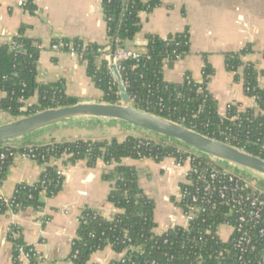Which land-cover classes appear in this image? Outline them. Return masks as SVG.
Instances as JSON below:
<instances>
[{
  "label": "trees",
  "instance_id": "obj_1",
  "mask_svg": "<svg viewBox=\"0 0 264 264\" xmlns=\"http://www.w3.org/2000/svg\"><path fill=\"white\" fill-rule=\"evenodd\" d=\"M100 2L109 40L112 42L117 38L125 46L140 29V13L152 12L161 5L162 0ZM21 7L29 13L37 9L34 0H23ZM25 29L26 26L21 25L12 37L15 47L12 48L10 43L0 44V92L5 93L0 98V111L14 119L77 102L75 97L65 93L63 79L49 83L35 80L38 56L43 46L39 40L26 37ZM52 45H58L59 51H75L79 61L85 64L91 82L103 92L102 101H120L117 85L113 83L106 63L98 60L100 45L65 37L51 39L50 48ZM143 48L138 59L131 58L121 63L123 69L120 75L127 82L126 91L134 107L264 160V88L258 85L259 78L264 77V70H259L255 63L241 59L252 52L250 44L238 51L224 52V57L226 69L235 73V81L241 77L243 91L254 99L255 106L239 110L238 104L229 103L224 115L218 113L216 100L207 89L214 69L205 53L200 54L201 81L184 79L176 84L163 78L166 61L174 62L189 52L187 27L165 37L147 34ZM238 68H241L240 75ZM185 76L191 77L189 73H185ZM35 94L37 100L26 106V101ZM23 108L26 112L22 111ZM2 153L5 157L0 158V186L16 154H33L43 169L36 182L17 183L7 202L0 198L1 212L8 208L13 212L41 210L44 206L42 196L53 197L62 188L64 177L59 173L58 162L75 165L84 161L88 167H94L98 160H102L110 167L102 178L110 183L108 200L120 212L107 219L92 208L85 207L81 211L68 256L74 264H86L92 253L107 246L117 253L125 251L123 262L110 264H237L232 254H224L227 244L215 236L216 227L224 222V205L218 204L215 208L207 206L204 213L191 221L187 230L176 228L163 236L154 233V202L139 187L137 170L122 164V159L150 158L159 162L171 157L181 163L187 157H194L193 151L175 141L164 137L145 139L142 136H127L123 140L78 137L20 143L18 147L9 149L0 144V155ZM210 160L208 156L199 155L193 159L192 165L203 170L210 167ZM47 220L48 217H45L43 222ZM205 228H209L211 234L205 235ZM10 229L6 238L12 243V261L21 264L18 248L22 247L31 256L35 249L24 241L18 225L13 224ZM200 236L201 240L198 239ZM31 263L37 264L33 259Z\"/></svg>",
  "mask_w": 264,
  "mask_h": 264
},
{
  "label": "crops",
  "instance_id": "obj_2",
  "mask_svg": "<svg viewBox=\"0 0 264 264\" xmlns=\"http://www.w3.org/2000/svg\"><path fill=\"white\" fill-rule=\"evenodd\" d=\"M23 0H0V42L8 41L25 25L24 35L39 40L43 49L39 53L35 80L38 83L63 79L65 93L77 102H104L103 92L96 88L86 74L85 64L69 52L53 50V38H79L103 46L108 43L106 23L100 0H34L37 7L29 13L21 7ZM188 28L189 52L174 61H166L163 78L167 82L182 83L185 73L194 81H201V53L214 69L207 89L216 100L217 111L224 115L227 104H238L239 110L254 107L252 97L245 95L241 77L234 80V72L226 69L224 52L238 51L250 44L252 52L242 56L244 62L255 63L264 70V0H162L150 13H140V29L132 39V48L142 52L147 34L165 37L169 33ZM237 72L241 74V68ZM258 85L264 88V77ZM37 100L36 94L28 101ZM8 114L0 111V123L8 122ZM4 120V122H2ZM127 136L155 135L107 119H76L41 129L16 143H41L52 139L123 140ZM122 164L138 172V184L147 198L153 200L154 232L160 234L169 225H183L181 213L175 207L180 192L182 173L187 164L179 167L174 158L156 162L150 158H124ZM63 171L61 190L53 197L42 196L44 206L39 211H11L0 214V264H14L12 243L6 238V229L13 224L21 228L24 241L32 245L42 264H74L69 260L71 242L76 235L78 218L85 208L98 211L109 219L120 210L108 200L110 183L102 178L110 167L98 160L94 167L84 161L75 165L58 162ZM43 166L37 161L15 156L7 168L0 186V196L11 197L17 183H34ZM48 217L46 222L43 219ZM223 235V234H222ZM224 236V235H223ZM122 256L109 246L92 253L86 264H110ZM21 263L26 264L21 258Z\"/></svg>",
  "mask_w": 264,
  "mask_h": 264
},
{
  "label": "built area",
  "instance_id": "obj_3",
  "mask_svg": "<svg viewBox=\"0 0 264 264\" xmlns=\"http://www.w3.org/2000/svg\"><path fill=\"white\" fill-rule=\"evenodd\" d=\"M12 37L8 41L0 42V44L10 43L12 48L15 47ZM58 47V45H52L51 49L58 50ZM69 53L74 58L79 59L75 51L70 50ZM98 53V60L106 63L113 83L116 84L110 70L111 66L116 68L120 81L126 89L127 82L120 75V71L123 69L121 63L131 58L138 59L140 52L130 47H125L117 38L112 42L108 38V43L101 46L98 49ZM184 79H189L190 81L192 78L186 77L184 74L183 81ZM3 96H5V93L0 92V98ZM28 100L26 101V106L32 104ZM130 104L132 105L131 99ZM142 137L153 139L147 136ZM19 145L20 143L18 142L16 144L6 143L3 146L9 149ZM17 155L35 160L34 155L31 153L16 154L15 156ZM193 155L194 157H187L181 163L175 160L176 165L179 167L184 164L188 165V168L182 173L180 192L175 201V207L182 215L183 225H169L160 234L154 233L158 236H163L176 228L187 230L191 221L197 215L204 213L207 210V206L215 208L218 204L224 205V222L220 223L215 230V236L221 242L227 244L224 254H232L237 264H264V191L258 189L250 180L229 171L227 168L218 166L215 159L211 157L210 167L203 170L197 169L192 163L193 159L200 154L193 152ZM4 157L2 153L0 158L4 159ZM59 171L63 175V171L60 169ZM0 198H3L5 202L9 200V197L0 196ZM6 211H11V209L8 208ZM5 212L0 211V214ZM11 213L15 215L17 212L11 211ZM10 230V227H8L6 234ZM203 233L209 235L211 231L209 228H205ZM201 238L200 236L198 239L201 240ZM164 242H167V239H164ZM18 251L20 262L21 258H23L26 264H34L31 263L32 259L35 260V263L42 264L36 251L33 253V257L29 253L24 252L22 247H19ZM120 253L122 256L111 262H123L125 251ZM151 264H154V262Z\"/></svg>",
  "mask_w": 264,
  "mask_h": 264
},
{
  "label": "water",
  "instance_id": "obj_4",
  "mask_svg": "<svg viewBox=\"0 0 264 264\" xmlns=\"http://www.w3.org/2000/svg\"><path fill=\"white\" fill-rule=\"evenodd\" d=\"M131 45L132 41H128L125 47ZM110 70L118 88L120 98L118 103L76 102L71 105L44 109L0 123V144L76 119H107L170 139L201 153V155L237 166L264 180L263 159L228 143L210 138L181 124L132 106L116 68L111 66ZM22 111L26 112V109H22Z\"/></svg>",
  "mask_w": 264,
  "mask_h": 264
},
{
  "label": "rangeland",
  "instance_id": "obj_5",
  "mask_svg": "<svg viewBox=\"0 0 264 264\" xmlns=\"http://www.w3.org/2000/svg\"><path fill=\"white\" fill-rule=\"evenodd\" d=\"M2 112H3V111H2ZM4 113H5V112H4ZM7 117H8V120H13V119H14L13 117H11V116H9V115H8ZM0 122H1V121H0ZM2 122H4V120H3ZM33 133H35V132H33ZM29 135H31V134H29ZM29 135L23 136V138H24V137H27V136H29ZM153 135H155V134H153ZM159 137H160V136L155 135V138H154V139H155V140H158ZM15 141H18V139H16V140H12V141H9V142H6V143H8V144H12V143L15 142ZM6 143H1V144H2V145H5ZM180 145H182V144H180ZM182 146H183L184 148L190 150V151H193V152L198 153V154L201 155V153H199V152H196V151H194V150H192V149H189L188 147H186V146H184V145H182ZM215 161H216V163H218V164L221 165L222 167L227 168L229 171H231V172H233V173H235V174H237V175H240V176H242V177H244V178L250 180V182L254 183L255 186H256L258 189L264 191V180L259 179V177H257L256 175H253V174H251V173H249V172H247V171H245V170H243V169L238 168L237 166H234V165L228 164V163H226V162H222V161H218V160H215Z\"/></svg>",
  "mask_w": 264,
  "mask_h": 264
}]
</instances>
